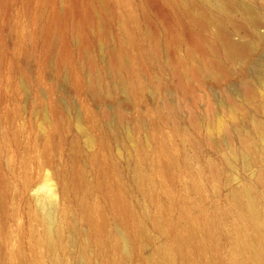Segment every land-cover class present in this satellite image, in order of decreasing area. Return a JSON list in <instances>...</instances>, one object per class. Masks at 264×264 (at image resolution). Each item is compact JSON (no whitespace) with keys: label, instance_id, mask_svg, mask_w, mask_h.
<instances>
[{"label":"rangeland","instance_id":"374dc122","mask_svg":"<svg viewBox=\"0 0 264 264\" xmlns=\"http://www.w3.org/2000/svg\"><path fill=\"white\" fill-rule=\"evenodd\" d=\"M153 1L0 0V264L247 260L238 238L256 234L231 193L249 188L262 211L264 36L248 64L225 60L213 6L228 2L236 20L252 10L264 35V0H208L204 15L197 0ZM224 22L233 40L250 39ZM181 25L214 53H189ZM110 51L128 67L113 73ZM204 58L225 76L214 80ZM45 213L59 232L53 250Z\"/></svg>","mask_w":264,"mask_h":264},{"label":"bare ground","instance_id":"6f19581e","mask_svg":"<svg viewBox=\"0 0 264 264\" xmlns=\"http://www.w3.org/2000/svg\"><path fill=\"white\" fill-rule=\"evenodd\" d=\"M197 1L200 3L199 6L197 7L198 15H204V12L206 11L204 9H206V7H203V4L208 2V0H197ZM231 1H233V0H231ZM236 2H238V1H236ZM154 3L155 2L153 0H147V4L150 6H153ZM210 3L211 2H209L208 4H210ZM226 3L217 2L216 7L213 6L217 11H219V14L221 15L220 19L217 18L218 23H217V26L215 28L216 35H217L218 39L220 40L225 60H228L230 62H233V61L236 62V60L242 59L243 62H246L245 58L247 56L245 57L243 55H245L247 51H251L255 46L260 44L261 41L263 40L264 35L257 32L259 22L254 18L255 14L251 15V12H253L252 10H251V12H250V9L246 10L247 11V13H246L247 17L245 19L236 20L233 17L231 10H229L228 2H226ZM232 11H233V9H232ZM223 22L226 24L232 25L233 28H235V29H237V27L238 28L241 27V25H245L246 30L249 29L248 31H250V33L247 34V36L250 37V39L246 38L243 40H233L230 37V34L225 30V27L223 26ZM181 27H182V32L187 36V38L191 42V46L189 48V53H192L191 52L192 50H197V52H199V53H200V51L203 52L204 45L205 44L207 45V43H205V42H203V40H200L199 38L193 36V34L189 31H188V33H186L184 31L183 25H181ZM207 46H209V45H207ZM154 48L156 49V45L154 46ZM209 49L212 50L210 48V46H209ZM198 50H200V51H198ZM60 51H61V47H60ZM213 51H215V49L212 50V52ZM202 52H201V54H202ZM248 56H250V54ZM123 58H124V56L122 53H115V52L110 51L109 56H108V67L110 68V70L113 73L117 72L116 70H117V67L119 65H122L125 68L128 67L127 62H124ZM91 62L92 61H90V64H91L90 67H92V65H93ZM202 62L204 64V68H206L211 74H215L214 80H216L215 78L217 76L218 77L220 75L225 76V72L227 71L226 68L224 67V65H222V63L218 62L216 59H214V58L205 59L204 58ZM88 64H89V62H88ZM243 66H245V64ZM189 70L191 71V74L196 77V76H198V72H199L200 68L198 69L195 67H191ZM97 77L98 76L92 75L90 78L89 89L91 92H95L96 82L98 80ZM176 80H178L176 87L181 89L182 85L179 84V82L181 81L180 76H179V79H176ZM118 83L121 85L120 87H123L124 89L129 90L130 84L128 83V81H126L122 78H119ZM154 89H155V91H157L158 88L155 87ZM240 92H241L242 98L246 101L251 100L252 97L255 95L254 88L248 83L244 84L240 87L239 93ZM231 98L230 97L227 98V100L229 101L231 109L233 111L238 110L239 107L234 103V100ZM261 103H262L261 108L264 112V96L261 100ZM117 115L120 116V113L118 112ZM252 123H253V126L258 131H261L260 130L261 125L257 121H253ZM258 134H259V132H258ZM261 135H262V140L264 142V134H261ZM242 142L244 143V140H242ZM161 166L163 168L164 167L166 168L165 161H163L161 163ZM258 180L264 185V168L260 170V172L258 174ZM112 202L117 203V204L121 203V200H120V197L118 196V194H115L113 196ZM231 205L233 207H235L236 209H238V211L241 215V218L251 227V229L256 234V239H254V237L249 238L248 235H245V236L241 235L238 238L240 249L242 251H248V253H249L247 260H245L243 262V264H264V219L261 218V215L262 214L264 215V207H263L262 211L258 210V204L256 202V199L253 197L249 188H247V187L236 188L233 190V192L231 193ZM42 217H43L42 221L45 224L44 229L46 231V234H45L46 235L45 236L46 243L48 245V248L53 250L57 246L58 236H59L58 233L59 232L56 230L57 233L54 234L50 230L51 225H52V218L50 217V215L48 213L47 214L45 213V215L43 214ZM98 225L100 226V220H98ZM118 235L122 239V242L125 245V248L128 249L130 246V242H129L127 234L125 232L121 231V233H119ZM81 264H85L83 258L81 260Z\"/></svg>","mask_w":264,"mask_h":264}]
</instances>
